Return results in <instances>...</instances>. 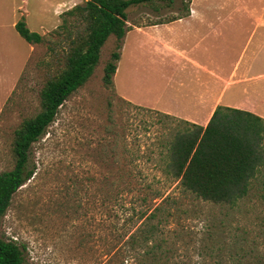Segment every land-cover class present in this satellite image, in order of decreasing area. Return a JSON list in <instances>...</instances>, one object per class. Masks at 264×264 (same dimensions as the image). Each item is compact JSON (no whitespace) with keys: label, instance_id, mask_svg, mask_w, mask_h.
Wrapping results in <instances>:
<instances>
[{"label":"rangeland","instance_id":"374dc122","mask_svg":"<svg viewBox=\"0 0 264 264\" xmlns=\"http://www.w3.org/2000/svg\"><path fill=\"white\" fill-rule=\"evenodd\" d=\"M86 1L0 0V174L14 167L15 131L41 111L44 85L85 27L78 13H66ZM190 2L131 6L125 36L133 26L183 15ZM22 18L41 43L29 44L18 34ZM126 37H109L94 74L32 145L36 173L15 194L0 235L26 247V264H264V171L233 205L199 199L167 176L161 143L182 125L150 108L167 103L158 97L166 79L155 62L120 64V89L147 106L121 94L116 74L112 85L104 83L112 54H125ZM248 38L247 28L235 34L232 57L240 56ZM127 44L130 49L131 38ZM256 63L255 69L264 68V51ZM131 176L129 189L124 184Z\"/></svg>","mask_w":264,"mask_h":264},{"label":"trees","instance_id":"16d2710c","mask_svg":"<svg viewBox=\"0 0 264 264\" xmlns=\"http://www.w3.org/2000/svg\"><path fill=\"white\" fill-rule=\"evenodd\" d=\"M151 0H87L66 15L78 13L85 27L70 40L68 52L61 58L58 73L49 78L41 93V111L25 119L15 131V165L0 174V223L15 194L36 173L30 163L32 145L55 121L65 102L82 88L99 63L101 49L110 36L121 41L127 31V10ZM67 25L64 20L63 27ZM29 44H39L43 37L27 26L24 18L15 25ZM120 58L112 54L105 67L104 83L113 84ZM142 108V107H139ZM182 127L161 143L162 170L184 190L199 199L216 204H237L247 197L259 172L264 171V119L250 112L219 105L203 127L164 114ZM115 126L108 131L114 132ZM109 186H115L108 180ZM264 185V183H263ZM132 188V176L124 184ZM156 198L160 194L155 193ZM26 247L0 235V264H26Z\"/></svg>","mask_w":264,"mask_h":264},{"label":"crops","instance_id":"0c3cea01","mask_svg":"<svg viewBox=\"0 0 264 264\" xmlns=\"http://www.w3.org/2000/svg\"><path fill=\"white\" fill-rule=\"evenodd\" d=\"M252 4L250 0H191L190 10L171 21L133 26L131 35L124 36L125 54L117 63L118 90L132 103L145 105L120 89L125 77L120 64L125 60L134 67L136 61L148 58L166 79L158 97L167 99L150 108L203 127L219 105L264 119V68L255 69L264 51V0ZM243 28L249 38L234 58L230 52L235 34ZM134 77L135 68L133 81Z\"/></svg>","mask_w":264,"mask_h":264}]
</instances>
